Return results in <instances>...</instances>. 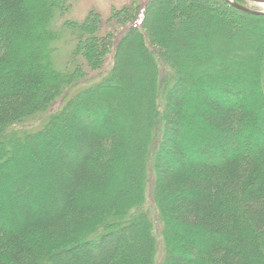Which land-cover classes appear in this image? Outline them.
I'll return each mask as SVG.
<instances>
[{
    "label": "trees",
    "instance_id": "16d2710c",
    "mask_svg": "<svg viewBox=\"0 0 264 264\" xmlns=\"http://www.w3.org/2000/svg\"><path fill=\"white\" fill-rule=\"evenodd\" d=\"M247 4L138 0L97 45L64 19L68 0H0V264H156L149 182L160 264H264V15ZM158 5L167 20L153 32ZM37 25L36 56L13 38ZM171 27L173 44L160 42ZM129 90L145 125L125 135ZM128 137L147 157L137 177L118 167ZM121 172L135 187L106 198Z\"/></svg>",
    "mask_w": 264,
    "mask_h": 264
},
{
    "label": "rangeland",
    "instance_id": "374dc122",
    "mask_svg": "<svg viewBox=\"0 0 264 264\" xmlns=\"http://www.w3.org/2000/svg\"><path fill=\"white\" fill-rule=\"evenodd\" d=\"M30 1V0H29ZM40 3V0H38ZM233 2V0H230ZM32 2V0H31ZM138 0H68V7L65 10L64 13V19L68 22L74 23L76 25H81L83 23H86L87 25V30L89 36L95 39V43L97 45H100L102 41H109V44H112L114 42V36L116 35V32L121 29V27L125 24L123 22V17L126 16L125 14L121 15L122 13H125L129 10H133V8L137 5ZM248 8L250 11H252L255 14H263L264 15V8L262 6L258 5H253L252 3L247 4ZM164 8L161 7V5H158V7L153 9L152 14L147 15V24L150 27V30L153 29V32L156 27H160L158 21L162 23V20L166 21V12H162ZM37 22V20H36ZM176 27H171V35L169 36V39H167L165 36L160 35V42H163L164 44L166 43H171L175 41L177 34L175 33L177 29ZM158 29V28H157ZM42 28H40L39 25H37L35 30H31V33H24L22 35H19L18 38L14 37L13 38V43L17 46H19L22 50L25 48H30V49H36L35 55L37 56L39 53V48L38 45H40L39 42V37H32V33L34 31L38 34H40V31ZM160 31V29H158ZM35 35V33L33 34ZM67 38H65L60 44V51H58V54L60 58L58 59L59 63L62 64L61 59L63 58L64 60H68L70 50L73 47V43L69 41V33L67 32ZM37 47V48H36ZM183 47L181 48V50ZM33 50V51H34ZM119 57L122 58L123 54L122 52H119ZM113 55L111 54L108 58V67L111 66L113 63L112 60ZM5 73H2V78L3 81H5ZM150 80L149 78L144 75L143 76V85L144 88L149 87ZM1 86V85H0ZM45 88V87H44ZM127 89H131V87H127ZM133 89V88H132ZM128 92H131L134 96L132 106L125 112L120 113L119 120H121V117L124 116V122L122 125V130L125 135H130L131 133H135L137 131H143L144 130V125H145V105H143L142 100H140L138 94L135 93V91L129 90ZM149 92V91H148ZM147 94V93H146ZM253 95V94H251ZM250 94H248V97L251 98ZM124 98L128 99L127 97V92L125 91ZM184 99V97H182ZM243 98V94L241 95V98ZM257 98L259 101H261V106L262 109L259 108V110L264 109V98L263 96L258 95ZM67 100V98L64 97L63 101ZM183 99L182 102H183ZM245 100H248V98H245ZM181 102V101H180ZM62 105V102H58L54 109L57 111ZM186 105H183L182 103V108L184 112H187V114H190L191 108L185 107ZM264 112V110L262 111ZM261 112V113H262ZM260 113V112H259ZM121 123V122H120ZM127 137V136H126ZM127 143L131 146L130 154L125 158L127 159H120L121 161L118 162V167H121V165L125 166L127 165V168L131 171H133V175L137 177L138 169L137 166L139 165V162L141 163L144 162L146 163L147 157L144 155V158L140 160L138 159L137 152L134 151L135 143L131 141V137H128V140L124 138L123 144L127 145ZM137 149L140 148V146L136 145ZM133 152V153H132ZM135 154V155H134ZM151 154V153H150ZM135 156L133 160L132 156ZM149 156V151L148 155ZM129 157V159H128ZM154 158V154L151 155V159ZM154 160V159H153ZM142 165V164H141ZM130 171V172H131ZM127 172H121L122 174H117L116 180H111L110 182L112 183L111 189L113 192L109 190L108 195H106V198L110 197L109 195H113L116 193V191L121 188L123 192H118L120 194L125 195V190L126 188H133L135 187V180L131 176V173ZM119 179V180H118ZM122 180V181H121ZM121 181V182H120ZM117 183H122L123 185L119 187L120 184ZM146 208L151 212V217H152V222L154 226V232L157 237V245H158V251H157V256H156V264H160V261L162 259L163 255V250H162V241L159 237L160 234V228L161 225L156 220L155 216V211H154V206H153V201H152V183L149 182V184L146 187ZM93 195H99V192L97 191ZM113 201V199L110 200V202ZM102 204L101 202H97V205ZM146 210V209H145ZM146 210V211H147ZM172 229V228H171ZM175 231V229H172Z\"/></svg>",
    "mask_w": 264,
    "mask_h": 264
},
{
    "label": "water",
    "instance_id": "95a60500",
    "mask_svg": "<svg viewBox=\"0 0 264 264\" xmlns=\"http://www.w3.org/2000/svg\"><path fill=\"white\" fill-rule=\"evenodd\" d=\"M247 3H252L253 5L262 6L264 8V0H243ZM246 10V9H243Z\"/></svg>",
    "mask_w": 264,
    "mask_h": 264
}]
</instances>
